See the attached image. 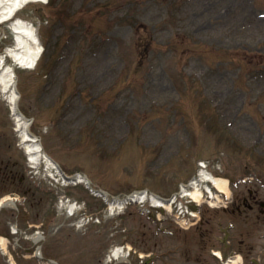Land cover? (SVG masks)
<instances>
[{"label":"rangeland","instance_id":"rangeland-1","mask_svg":"<svg viewBox=\"0 0 264 264\" xmlns=\"http://www.w3.org/2000/svg\"><path fill=\"white\" fill-rule=\"evenodd\" d=\"M15 18L47 49L31 69L9 53L19 43ZM15 18L0 21V62L16 66L17 110L68 174H86L112 197L141 189L168 196L201 159L217 175L252 181L233 189L225 210L206 204V222L187 231L169 222L174 234L158 232L138 204L103 220L101 197L64 184L46 160L30 163L0 84V198L27 192L17 209L0 210V234L10 240L0 264H48L26 239L37 230L49 232L43 256L59 264H106L110 248L125 243L154 251L157 264H208L211 247L222 245L221 218H233L239 238L260 249L264 216L245 222L239 208L249 193L264 201V0H44ZM4 169L17 174L14 184ZM75 201L95 219L77 227L83 213L67 212ZM239 238L234 247L246 250Z\"/></svg>","mask_w":264,"mask_h":264},{"label":"bare ground","instance_id":"bare-ground-1","mask_svg":"<svg viewBox=\"0 0 264 264\" xmlns=\"http://www.w3.org/2000/svg\"><path fill=\"white\" fill-rule=\"evenodd\" d=\"M39 0H0V21L11 18L16 14L26 3ZM13 29L19 41L15 50L9 53L15 62L23 67L31 68L38 62L43 48L36 38L33 28L24 20L18 19L13 23ZM0 84L5 98L12 105L13 114L17 124V130L25 139L24 143L27 153L29 154V161L36 165L43 161H48L53 167L56 165L50 161L45 155L42 145L31 137V124L23 116L17 112L18 95L16 91L15 67L12 65L5 66L0 62ZM227 183V182H226Z\"/></svg>","mask_w":264,"mask_h":264}]
</instances>
